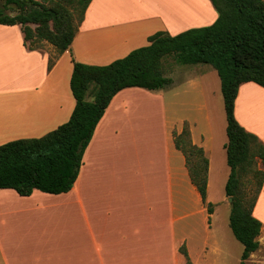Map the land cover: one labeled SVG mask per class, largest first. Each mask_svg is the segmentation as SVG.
<instances>
[{"label": "crops", "instance_id": "crops-1", "mask_svg": "<svg viewBox=\"0 0 264 264\" xmlns=\"http://www.w3.org/2000/svg\"><path fill=\"white\" fill-rule=\"evenodd\" d=\"M217 18L211 0H92L69 49L51 67L53 46L30 49L20 24H0V145L42 137L70 119L76 106L70 84L74 61L107 65L148 45L158 31L177 35ZM165 76L173 82L163 89L129 87L116 94L69 192L35 189L23 196L0 189V264H187L182 245L194 264H226L234 241L214 225L219 206L210 200L211 126L199 125L204 120L209 125L210 114L177 113L169 95H177L181 81L173 73ZM250 94L264 102V87L245 82L235 115L264 142V109L256 116ZM139 106L148 113H134ZM185 123L209 159L211 222L186 156L175 145L174 131L181 132ZM253 214L263 224L261 247L264 185Z\"/></svg>", "mask_w": 264, "mask_h": 264}, {"label": "trees", "instance_id": "trees-1", "mask_svg": "<svg viewBox=\"0 0 264 264\" xmlns=\"http://www.w3.org/2000/svg\"><path fill=\"white\" fill-rule=\"evenodd\" d=\"M74 1L78 17L60 4L5 0L20 13L9 15L0 8V24H20L30 49H40L45 41L51 43L56 49L51 67L58 55L69 49L92 0ZM211 1L218 12L211 25L177 35L158 31L149 37L148 45L107 65L74 61L70 84L76 106L70 119L42 137L0 145V189L12 188L23 196L35 189L69 192L95 129L117 93L129 87L160 90L170 86L173 79L165 76L169 56L182 65L211 64L221 79L227 118L225 148L230 174L225 191L233 198L230 226L244 246L240 264H247L261 245L263 224L253 212L264 185V142L240 124L235 105L241 84L253 81L264 87V0ZM174 141L186 156L192 182L207 204L211 222L214 203L207 202L209 159L205 150L193 142L188 123L181 132L174 131ZM180 251L187 264H194L185 245Z\"/></svg>", "mask_w": 264, "mask_h": 264}, {"label": "rangeland", "instance_id": "rangeland-1", "mask_svg": "<svg viewBox=\"0 0 264 264\" xmlns=\"http://www.w3.org/2000/svg\"><path fill=\"white\" fill-rule=\"evenodd\" d=\"M39 1H43L52 6L60 4L67 9L73 10L75 16L78 17L77 8H75L77 4L74 0ZM0 8L9 15L20 13V9L16 5L7 6L5 0H0ZM31 26L34 28L36 27L35 24H31ZM50 46L53 45L47 41L42 45L45 49L50 48ZM53 48L55 47L53 46ZM165 62H167L166 64L168 66L166 68V73L175 74L181 81L177 86V95H169L170 100L174 102L173 106L177 109V113L181 115L188 113V116L193 118H203L205 114H210L211 123L208 125L207 122H205L206 120H204L199 123V125L201 129H206L211 126L212 148L210 149V155L213 160V170L211 173L212 184L210 200L219 206L214 219V225L216 229L220 228L221 231H226V234L234 241V243L231 244L230 256L226 264H240L243 245L234 237L230 229L229 216L231 204L230 201L226 199L225 191L230 168L227 165L226 150L224 148L228 139L226 132L227 118L219 75L211 64L202 63L194 66L182 65L176 62L174 56L167 57ZM186 75H188V78L185 80ZM198 82L202 85H197ZM201 90L204 91L203 95L200 93ZM251 94L247 96V101H249L250 105L256 110V116H259L262 113V109H264V102L259 100L254 101ZM204 102L207 104V108L203 106ZM134 113H141L140 115L147 114L148 108H146V106H139ZM243 189L248 190V187L245 186ZM199 237L201 236L199 235ZM251 260L249 264H264V244L259 248Z\"/></svg>", "mask_w": 264, "mask_h": 264}, {"label": "water", "instance_id": "water-1", "mask_svg": "<svg viewBox=\"0 0 264 264\" xmlns=\"http://www.w3.org/2000/svg\"><path fill=\"white\" fill-rule=\"evenodd\" d=\"M229 200H230V202H232V201H233V198H232V197H230V198H229Z\"/></svg>", "mask_w": 264, "mask_h": 264}]
</instances>
